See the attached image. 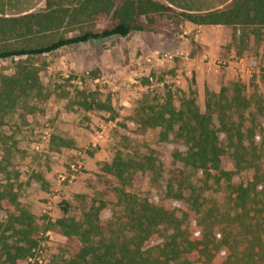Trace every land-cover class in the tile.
<instances>
[{
    "label": "trees",
    "instance_id": "16d2710c",
    "mask_svg": "<svg viewBox=\"0 0 264 264\" xmlns=\"http://www.w3.org/2000/svg\"><path fill=\"white\" fill-rule=\"evenodd\" d=\"M172 9L159 0H46L40 10L0 16V59L18 58L13 72L0 73V124L23 98L45 95L36 57L92 39L127 36L144 29L141 17L152 23ZM180 13L195 24L239 25L264 35V0H233L221 10ZM109 18L110 26H98ZM227 90L207 96L205 108L194 96L178 103L169 96L164 104L138 113L133 122L136 130H159V141L169 145L175 162L200 176H214L217 183L223 181L229 191L227 208L216 201L205 208L203 194L184 171L177 178H163L162 147L139 157L118 149L98 173L117 201L100 198L80 219L67 214L65 202V214L50 223L82 243L80 251L62 264H264V124L249 110L253 98L241 83L234 84L232 94ZM80 104L87 110L104 106L96 100ZM225 154L234 160V169L222 166ZM139 171L152 173L157 193L139 196L127 190ZM2 172L0 210L8 213L0 223L2 264H20L39 245L40 226L35 214L20 206L21 184L4 166ZM242 173H249L248 178ZM117 205L123 208L121 220L115 218ZM8 231L15 237L13 243L7 242Z\"/></svg>",
    "mask_w": 264,
    "mask_h": 264
},
{
    "label": "rangeland",
    "instance_id": "374dc122",
    "mask_svg": "<svg viewBox=\"0 0 264 264\" xmlns=\"http://www.w3.org/2000/svg\"><path fill=\"white\" fill-rule=\"evenodd\" d=\"M139 23L144 29L133 30L125 38L67 45L36 57L35 63L43 69L45 95L23 98L0 124V168L4 166L21 184L20 206L34 213L40 226L39 245L20 264H62L80 251L82 243L77 237L63 235L50 223L65 214V202L67 214L80 219L100 198L117 201L98 173L118 149L139 157L162 147L166 154L163 178H177L184 171L203 194L200 200L205 208L214 201L227 208L229 191L223 181L217 183L214 176H200L190 166L175 162L169 145L159 141V130H136L133 122L138 113L164 104L169 96L174 103L194 96L205 108L207 96L223 87L230 95L238 82L253 98L249 110L264 124V41L257 50L252 46L246 52H233L234 41L227 39L230 31H204L176 9L160 13L152 23L141 17ZM110 25V18L98 24L100 28ZM17 59H0V73L13 72ZM219 61L225 65L217 66ZM82 100H96L104 106L87 110ZM261 161L264 168V145ZM222 166L235 168L229 154L222 157ZM248 176L242 173L244 179ZM127 190L145 196L157 193L158 186L150 171H139ZM115 208V218L121 220L123 208ZM7 217L0 210V223ZM2 229L0 224V264L5 250ZM6 234L7 242L13 243L11 231Z\"/></svg>",
    "mask_w": 264,
    "mask_h": 264
},
{
    "label": "crops",
    "instance_id": "0c3cea01",
    "mask_svg": "<svg viewBox=\"0 0 264 264\" xmlns=\"http://www.w3.org/2000/svg\"><path fill=\"white\" fill-rule=\"evenodd\" d=\"M173 9L189 12V13H206L215 10L226 8L233 0H159ZM46 0H0V16L3 17H18L44 8ZM195 25V23H194ZM204 28V31L211 29H223L230 31L227 39L233 42L232 51H249L252 46L253 50H257L258 43L264 41V35L254 31L251 27L244 26H229L223 24L216 25H199ZM128 36V35H127ZM126 36L113 35L102 39H92L81 43L90 41H101L108 39L114 41L118 38H125ZM113 39V40H112ZM214 41V40H213ZM217 42V43H215ZM215 45L219 42L215 40ZM264 46V45H263ZM216 47V46H215ZM215 50V48H214ZM243 59H241V62Z\"/></svg>",
    "mask_w": 264,
    "mask_h": 264
},
{
    "label": "built area",
    "instance_id": "2783aa9c",
    "mask_svg": "<svg viewBox=\"0 0 264 264\" xmlns=\"http://www.w3.org/2000/svg\"><path fill=\"white\" fill-rule=\"evenodd\" d=\"M166 56H167V58H173V55H172V54H166ZM156 58H157L158 60H160V56H159V55H158ZM216 65H217V66L225 65V62H223V61H222V62L219 61V62L216 63ZM60 177L64 179L63 174H60Z\"/></svg>",
    "mask_w": 264,
    "mask_h": 264
}]
</instances>
